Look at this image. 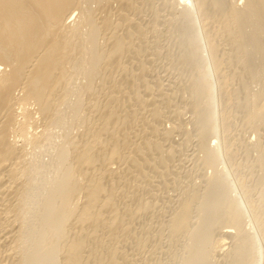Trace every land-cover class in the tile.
Segmentation results:
<instances>
[{
  "label": "bare ground",
  "instance_id": "6f19581e",
  "mask_svg": "<svg viewBox=\"0 0 264 264\" xmlns=\"http://www.w3.org/2000/svg\"><path fill=\"white\" fill-rule=\"evenodd\" d=\"M81 1L82 0H0V264H102L103 261L101 262L100 260L101 258L99 256L104 247L102 248L101 246L100 237H104L105 239L107 238L106 240L109 242V244L111 242L113 244L112 240L115 241L116 238L115 239L113 238L115 237V235L117 237V232L122 231L123 233L122 236H124V233L126 236H127V233L128 235H130L129 234L130 231L127 232L128 230H126L129 226L127 225L128 223L126 222L127 224H125V227L127 226L126 228L122 229V227L125 223V221L123 222V219L125 220V217H123L124 213L126 211L127 213H130V212L132 213V211L131 210L128 211V206H126L127 209L126 207H124L125 210L121 212L119 205L114 203L115 201L114 198H119L117 197L118 194H116L115 196V190L117 186L121 185V183L123 182V184H125L127 188L128 187L131 188V189H128L130 190L131 195L135 193L136 195H138L137 194L138 190L132 191L133 189L135 190L138 189L135 183L138 180L133 179L136 173L133 174L134 175L133 177L131 174L132 172L134 173L135 171L138 173V175L142 176L143 179H144L143 176H145V179H146L147 175L145 174L147 173L144 174V172L146 171L142 172L143 167H145L146 164L148 165V167H145L147 169L144 168V170H148V168L154 169V167H149L151 166L149 165L150 162L146 161L144 154L149 152V156L151 157L152 155L150 154H153L152 152L159 153L161 149L158 147V144L156 141V137L157 136L159 137V135H157L156 133L158 128L154 127L155 124L154 126L151 125L153 128L152 130H150V132L152 131L151 137L153 138L155 137L154 140L151 139V137H146V135H144L145 137L143 136L144 139L140 142V144L139 143L136 144V142L131 141V139L136 136V135L134 136L133 134L134 132L131 131L132 122L134 120L133 117L138 115V113L135 114V111H137L139 107H143L146 100L144 101L143 99H141L142 97L140 98V96L138 95L139 93L137 91L138 89H136L137 86L135 87V84H134L135 81L133 80L134 83L132 82V79H135L132 75L134 72L131 73L132 71L130 72L129 69L122 67L120 65L119 59H121L123 55H125V52L128 50L127 47L130 48L131 45L126 46V44L128 43L127 41H132L129 38L132 39L133 34H135L134 32H136V34L137 32L138 33L141 32V30L143 32V28L139 29L140 27V26L138 27L139 23L136 22L135 18H132V19L130 18L131 14L134 15L136 14V12H138L135 6L136 4H134L135 2H133V0H94L97 6V9L99 11L98 13L100 14V18H101L100 20H97L94 17V15L90 13L94 11V9L91 10L90 12L88 11L89 13L87 14H83V12H85L84 10H79ZM182 1L185 4L188 3L189 6L183 3H182L183 5L181 4L182 6L180 7L181 8L180 17L181 19L184 18L182 21L189 20L187 22H189L190 24L188 25L186 22H185L186 24L184 23L185 26L187 25V27H184V29L182 28L184 30L182 31L183 36H181L182 34L180 35V37H182V39L180 38L181 41L184 42L182 44L185 45V43L187 42V46H188V48L186 49L184 48L183 52H184V55L186 56H183V57H188L190 66L192 65L193 68H195L194 70L196 72L198 71L197 73L198 75L196 78L197 80L195 79L196 83L194 82L195 85L193 84V86H191L192 90L194 89L193 87H196L193 93L195 96L192 95V100L194 97L199 99V97L201 96L203 99L205 98L204 100H206L207 102H209L211 98L213 99V97L216 95L215 94L213 96V92L218 86L217 84H216L217 87L214 85L215 84L214 81H213L214 86L208 81V80H213L211 78L212 75L210 73L212 71L213 72L218 71V73L220 74V71H222V68L224 67L222 66L220 62V61H223L221 60L222 59L221 56L218 55L219 53H217L215 50L217 49L216 48L217 45H214V43H212L215 46L214 47L211 44L212 41L208 42V40H206L205 44L207 45L209 44V48L207 47L208 51H207L206 56H203L201 55L202 54L201 52L200 53L198 52V50L201 51L203 49V48L201 49L202 43L200 41V38L204 36L203 34L204 32L202 33L203 35L201 34V37H199L200 35L199 32H201L200 30L201 28L198 29L197 24L193 22V20H191V19H194L193 17H191L194 15L193 13H191L193 9L191 12L186 10L187 7H191L192 5L191 3H193L194 6L193 5L192 6L195 7L194 9L195 11H193L194 13L197 11L196 9H198L200 13H203V12L205 13L206 12L205 10L208 11L209 9L207 8L210 6L211 9L214 11V14H215L214 16H217V17L219 16L218 19L215 17L217 19L215 22V25L218 26V27L216 26L218 29H215V30H218V32L220 31L222 32L223 35L227 36V37L224 36L225 39L229 38L230 40L228 41H231L232 46H233L232 47L231 43L229 42L230 49H232V53L230 55H227L225 62H229L228 65H230V63H232L230 62L231 60H233L234 62L236 60H241L239 61V63L237 62L236 67L235 65H233L234 69L232 67L230 68L228 67L229 69H227L229 73L231 71H236V72H231L229 74L230 76L227 75V78L226 76L224 77L223 75H221V78L223 76V79H225V81L231 80L230 82L234 80L233 83L234 82L236 84L238 83L239 85L243 87L244 82H246L247 80V79L245 80V78H247L246 72L249 71L252 73V71L256 67L257 69L259 68L260 64H261L260 68H262V64L264 63V45L261 43L259 44L261 40H258V37H259V39H262L264 43V38H262L264 36V0H244L242 6H239L240 2L238 3V5L237 4L234 5L235 3L230 4L228 3L229 0H182ZM84 2H82V4ZM178 2L179 1L174 0V5L177 7L180 6ZM136 3L138 4V2ZM112 4H114V6L115 5L117 6V9H116L117 18H116V22L114 21L115 23L110 22L109 20L110 16L112 15V11H113ZM95 12L94 14L96 15ZM188 12L191 13V16H190L191 18L188 17L189 16ZM210 12L208 14H211ZM76 17L80 18L81 22L78 21L79 23L77 22L76 24L73 25ZM187 17L190 19H187ZM196 19L198 18H195L194 20L196 21ZM154 20H157V19H154ZM192 23L193 24L195 23L194 25H196L197 30L194 28L195 27L194 25H191ZM141 27H142V23H141ZM100 31L103 33V37L105 38V41L106 40H107L106 42L109 41V44H110L109 48L106 51H103L104 49L102 48L103 49L102 50L97 44V39H98V35ZM141 33H139V35H141ZM225 39H223V41ZM125 40L127 43L125 42ZM204 41H203V44H204ZM207 45H203L202 47L207 46ZM207 49H204V50H207ZM133 51H134V48H133ZM226 54H229V53H226ZM255 56L257 58L261 56L262 59L259 58V60H262L261 62H263L258 65V61H259L258 60L257 61L258 66L256 67L253 66L254 65L253 62L257 60ZM253 59L255 60L252 62ZM101 64H104L105 67L113 66L112 68L113 69L115 68V71L117 70L120 74V81H118L119 83L118 85H116L115 83H113L112 80H110L108 86L105 87L106 86L105 85L104 86L105 88H104L101 85L103 84V82L100 83V86L103 87V90H102L103 92H101L100 89L94 91L95 87L93 86L94 84H92L94 83L93 80L95 78L97 79V77L100 74H102L101 69L103 66L101 67ZM142 66H139V68H141V70L143 71ZM71 68L78 75L81 76V79L83 78L82 79L84 80L83 86L85 87L86 92L93 94V95L97 94V97L95 98V100L101 97L103 98L101 99V102L98 99L100 102L98 104H100L101 107L97 105L98 100H96L97 102L95 101L94 102L95 104L92 107L94 116L92 117L91 124L88 126L86 125V123L88 122H83L84 123L83 128L85 126V130L81 132V135L79 134L80 135L79 137L77 135V137L75 138H72V139L68 138L67 140L65 139L61 148L57 152L58 158L56 157L57 158V160L55 161L56 165L54 163L55 170H57V172L52 173V175L49 174L51 175L50 176L51 178L48 179L47 181H43V180L41 181V173H42L41 168L34 165V161H32L34 159H32V157H30V159L27 158V155H28L27 150H25L27 151V153L26 154L24 153V149H26L25 147H27L28 144H25L26 145L25 147L24 145H22L25 142H27L25 141V139L30 136L28 134L29 132L28 130H31V128L28 129L27 131H22L24 129L23 128L24 126H21L22 129H19V126H17L18 123H16L15 121V114L17 113V110L19 109L23 110L24 114L22 115H24V118L30 119L32 122L33 121L35 122V120H33L34 117L32 118L33 114L26 111V109H23V107L26 108V106L29 105L28 103H31L35 107V111L34 110L33 111L35 112L36 115H38L37 117H39V119L42 122L44 121L45 123L49 122V124L53 123V125L55 122H57L58 124L62 119L60 117L64 118V116H59L60 115L59 113L61 112V111L59 112L60 110L59 107L63 103L61 101L62 100L64 101L63 98L64 97L66 98L69 96L68 94L69 92H66L68 88L65 89L64 83L67 81L65 79V77H67L68 75L67 71ZM107 68H104V70ZM257 69H255V72ZM262 69L260 71H262ZM142 71L140 72L141 74L139 72L138 73L144 76L145 72L143 71L142 73ZM240 71L242 72L244 76H246L245 78L244 76L240 75L241 74ZM105 72H108V71L106 70ZM105 72L104 74H106ZM262 72L264 73V71ZM218 73H215V75ZM254 74H257V72ZM111 75L109 74L107 77L108 79L106 78V80L111 79L109 78ZM209 75H211L210 79H208ZM218 75H216L217 76L215 77L216 79L218 78ZM259 75H261V72ZM259 75L255 77V75L253 76L252 74V76L255 77V80L257 79L256 80L257 82L262 77H263L262 79L264 80L263 74H262V77L258 79ZM248 76H250L249 73H248ZM194 77L196 76L194 75ZM228 77H229V80H228ZM242 77L244 78L243 81H242ZM68 78L70 79L69 76ZM221 78H219V80ZM143 80H144V77L142 78L140 82L142 83ZM215 81L216 83L217 82L219 83L220 81L223 82V80H220V81L215 80ZM254 81L253 83H256ZM121 82H124L123 84L125 87H127L128 84L130 86L131 82L133 83V85L131 84V86L129 87L130 91L128 93L126 92L128 94L127 98H123V94H125L124 93L125 90L123 89V87L119 86L122 84ZM125 82H127L128 84ZM145 82L146 81L144 80L143 83L145 84ZM249 82H250V79H249ZM234 84H232V86ZM261 84H258V86L260 87ZM96 85H98V83H96ZM145 85L143 87L144 89L146 88V91H148L149 89L147 90V84ZM67 86L69 87V85ZM92 86L94 87V89ZM100 86L99 88H102ZM259 90L260 92L264 93L263 91H261V89ZM257 91L255 94H252L251 91L248 92L246 89L247 93H246L245 101L253 108V111L251 113V120L252 121L257 120L258 122L260 121L261 124H264V102H262L264 98L261 97L262 100L261 98H259L261 103H259L260 101L258 99L256 103L257 105L253 103L254 99L256 100L257 97H259L260 95L259 92H258L259 95L257 94ZM60 92H63V95L61 94L63 98L61 97L60 98L61 101L59 100L60 101L59 102L58 101L59 98L57 97V94L59 96ZM91 92H95V94ZM240 92L241 91H236L237 95ZM64 93L65 94L67 93L68 96H65ZM119 93H121L122 95L121 99L118 96H116V94H119ZM262 93H261V96H262ZM149 96L150 95H148L147 97ZM128 99L129 101L134 100L136 102V104L139 106V107L137 106L138 107L137 110L132 109V106H131V104H134L135 102L133 101L134 103H131L132 102L131 101L129 103ZM154 100H151V97H150V102ZM199 100H202V99H199ZM213 100L211 101L216 104V102ZM196 102H197V99L195 100V103ZM212 102L210 104L205 103L206 106L204 105V107L194 108V106H192L194 108L192 109L193 113L198 114V115L200 113L201 114L200 116L202 117V120L201 121L199 120L198 122L200 123L199 128L201 126V129L198 135L201 136V138L202 137L207 138L209 135L211 137L213 135L214 137V135L216 134V130L220 127V125L223 122H225V119L223 122H221V124L214 121L215 117L217 116L215 115L217 111L214 112L215 109L212 110V108L214 107L212 105ZM152 104H154V102H152ZM200 105L201 104H199V106ZM210 105L212 106V108L210 107ZM156 106H154V109L152 108L153 110L151 111L152 119L155 118L154 121H156V118L158 116L160 117L159 115L160 112H158L159 110L158 111L156 110L157 108ZM220 106L221 105H219L216 108L219 109ZM77 107H78V104L76 103L73 106V110L70 109L71 115L69 117L73 116V114L76 115V112L78 109ZM115 107H118L119 109L118 108L116 109ZM97 109H100V112L102 111V113L101 114L96 113ZM133 110L134 112H132ZM69 114H70V111H69ZM147 114H148V111H147ZM217 114H220V113L218 112ZM159 117L157 118L158 121L156 123H159V120H160ZM58 118H60L59 121H58ZM223 118L225 117L223 116ZM73 120L74 118L70 120V123H69L70 125L73 124V122L71 123V121ZM64 122H60V123L64 124ZM68 122L69 121H67L66 124ZM217 123L220 125H218ZM76 124H78L77 120H76ZM215 124L218 125L219 127L217 126L218 127L217 128ZM258 125L260 124L258 123ZM139 127L138 129H141ZM148 128L150 129L151 127L149 126ZM224 128H226V126H224ZM224 128L222 127L221 129H224ZM17 131L19 132L21 131L24 133V134H20V137L22 136L24 138V140L22 139L21 140L23 142L25 141L24 143L22 142L21 145H17L16 144L17 142H15L16 140L15 138L18 133ZM217 133H218V130H217ZM166 134H170V133H166ZM168 136L166 135V138ZM217 136L216 137L219 138V134ZM46 137L47 138L44 137L45 142H43L44 144H42V146H40L42 142L41 143L39 142L40 145H38V143L36 144L35 142H33L32 144V140L30 139L28 146L29 147L32 146V147H30V150L28 148L27 149L29 151L36 150L37 153L41 152L42 154V152H45L44 151L45 149H48L47 147H49V145L52 146V142H53V140H51V137H48V136ZM38 139H41V138H38ZM38 139L36 141H38ZM218 141L220 142V140ZM200 144H204V143L200 142ZM218 146L211 147V145L209 146V143L208 145L205 144L206 148H204L203 145L200 146L201 149L203 148L202 150L200 149L202 151L203 158H204L203 164H205V166H208L207 168L211 170L209 171L213 173L207 182L208 183L207 187L212 190L207 192L206 197L204 198L201 197L202 199L200 201V206H199L200 212H201L200 213L201 216L199 217V220L201 223L198 224V226L193 230V233L191 236L192 245L190 249V257L188 258L186 264H206V258H208L209 254L206 257V252L208 251L205 252V249L206 248L209 249V247H211V243L213 242V241L211 242L210 240L211 239L210 236H212L211 229L214 228L213 230H215V227L216 228L230 227V229L231 228L234 229L235 233L233 232L234 234L232 238L235 239L234 245L236 246L234 248L235 250H233L234 252L232 255L233 264L240 262L239 260L241 259L244 261L246 257H247L246 261L249 262V263L247 262L248 264H257L260 261L262 264H264V252H262V250L261 251L257 250L258 248H256V251L258 253L255 251L254 252L257 253V256L254 255L253 253V250H255L253 249V247L255 248L256 246L254 244L256 243V241H259L258 240L259 238H257V236H260V233L256 236V233H258V229L255 228L257 229L256 231L253 228L256 231V233L254 232L255 234H252V235L247 233L248 231L245 230L246 231L245 232L243 229H241L242 228L241 223L243 221L242 218L244 217V215H246V213H249V215L251 214L250 216H252V213H250L251 211L253 212V214L257 212H254V209L250 211L252 207L250 206L251 208L249 209L248 204L246 207L245 201L249 196L248 197L246 196L247 198L244 200L245 205L244 203L239 201L241 200V198L237 200L238 198L235 199L234 197L233 198L230 197L229 191H231L230 188L232 187L231 184H233V182H229L230 180L228 179V182L231 183L230 184L231 187L229 186V184L227 185L226 184L227 180L225 178L226 175L223 176L224 175L223 173L225 171L222 173L223 170L220 171L218 169L220 172L218 173V171L216 170L217 168L216 164L219 165L221 163V162L219 163V161L221 160V157H222L221 153L223 152L222 151L223 147L221 148L219 146L220 148H218ZM55 148L53 149L55 150ZM224 148L223 150L224 152H226L227 150L225 151ZM53 151H50V152H53ZM30 153L32 152H29V154ZM51 155L54 156L53 153H51ZM158 155L160 156V153ZM149 156L148 157L146 156V157L149 158ZM223 156H225L224 153H223ZM150 159L152 161L153 158L151 157ZM259 159H262V158H259ZM53 160L55 159L53 158ZM37 161H38V158H37ZM222 161H223V158H222ZM223 162L222 164H224ZM228 162L229 161H227V163ZM151 164H154V163L151 162ZM162 164L164 165V162H162ZM156 165L157 164H155V166ZM44 166L42 167L45 168ZM113 166L115 167L113 168ZM161 166L159 165V167ZM157 167L158 166H156L155 168L156 170H158L157 172H159L160 169H158ZM225 168L228 169V166ZM263 168L264 167H262L261 169ZM164 169H162V171ZM47 170H49V168H47ZM227 172H229V170ZM230 172H232V170ZM227 174L229 175L230 173H227ZM127 176L132 177V178L129 179ZM232 177H233V174H232ZM136 178L140 179L141 181V177L139 178L136 176ZM117 183L119 184L116 186ZM236 183H234L235 185L233 186L240 187V185H242L239 182L238 183L240 185ZM123 187L126 188L125 186ZM37 188H43V192L39 193L37 191ZM119 188L121 189L122 186ZM231 189L234 192V190L239 189V188L237 187L236 189H233L232 187ZM237 191L240 194L241 192H245L240 189ZM262 192H261L262 193V198H261L262 203L260 204V206L262 205V208L258 207V208H261V213L259 212L258 213L264 216V189ZM126 193H128V191ZM80 194H82L83 201L80 202V204H78L75 201H77L76 200L77 196H80ZM126 195L127 194H125V197ZM136 195H134V198L137 197ZM250 195H253V194L250 193ZM242 196H243L242 198L245 197V195L243 194ZM125 197L123 199L124 202H125ZM187 197L183 201L181 200V204L178 210L176 209L177 210L176 213L174 212L175 214L171 217L170 222L168 224L171 230V233L173 234L175 233L177 234L179 233V231L185 230L190 227L188 225L189 223L188 219H189L192 203H194L198 197L195 196V194L191 195L188 198ZM135 199L134 201L136 203L134 204L136 205L137 201ZM123 200L121 199L120 202ZM127 201L129 200H126V202ZM131 202H133V198L131 199ZM249 203L251 204V202ZM137 205L138 207L135 206L134 208L136 211L135 212L136 214L138 211L140 212V205L139 204ZM136 209H139V210L137 211ZM256 209L257 208L255 207V210ZM257 211H259V209H257ZM135 213H133L134 216H135ZM125 216L127 217V216H132V215L126 214ZM257 217L259 218V215ZM257 217L252 216L251 218H255L254 220H256ZM260 217L262 216L260 215ZM131 218L132 220H130V222L133 221L134 217L132 216ZM136 218H137V215L135 216V219ZM259 219L257 220L260 222L261 219L260 220ZM254 220L252 219V221ZM256 222H253V223L256 224ZM253 223L252 224L250 223V225H253ZM259 226L257 225L255 227L259 228ZM262 227L263 228H259V230L262 229L264 232V226ZM121 234H120V237H121ZM224 234L227 235V233H222V235ZM126 236L124 238H126ZM120 237L118 236L117 238L119 239ZM121 238L124 239L123 237ZM118 239L116 240L118 241ZM263 240L260 242L263 243ZM222 242H224V239L220 238L217 244H222ZM105 243L106 241L103 244L104 246H105ZM258 243L259 242H257V245ZM108 249H112V248L108 247ZM117 250L118 248L112 251V253H110V251L109 253H107L108 251L106 252V255L109 257V259H111V262H109L110 260L109 261L106 260L108 257L104 255V257H106V259L105 258L104 259L106 260V262L108 261L107 264L108 263L114 264L116 262L115 257H114L115 259L114 261V259H112L113 258L112 256L115 251L117 253ZM207 262H208V259H207Z\"/></svg>",
  "mask_w": 264,
  "mask_h": 264
},
{
  "label": "rangeland",
  "instance_id": "374dc122",
  "mask_svg": "<svg viewBox=\"0 0 264 264\" xmlns=\"http://www.w3.org/2000/svg\"><path fill=\"white\" fill-rule=\"evenodd\" d=\"M84 1L83 0L81 1V5H80V9L79 10H84L85 12H83V14H87L91 10L94 9V11H92L90 13L93 14L94 17L97 20H100L101 19L100 18V14L98 13L99 11L97 9L95 1L94 0H88V1L84 0ZM177 1H179L178 2L179 5H180L179 7L174 5V0H172V1L171 0H133V2H135L134 4H136L135 6H136L138 12H136V14H134V15L130 13L131 14L130 18L131 19L135 18L136 22L139 23L138 24V27L140 26L139 29L143 28V32H142V30H141L142 33L139 32V33H141V35H139L138 32H137L138 35L136 34V32H134L136 35L133 34L132 39L129 38L132 41H127L128 43L125 40V42L127 43L126 46L127 45L128 46L131 45L130 46L131 49L127 47V49H128L127 51H128V53L129 52L130 53L128 54L127 51H126L125 55H123V57L121 56L122 58L119 59V62H120V65L122 67H125V68L129 69L130 72L132 71L131 73L134 72L132 75H133V77L135 79H132V82L134 83V81H135L134 84H135V87L136 86L138 87V88L136 87V89H138L137 91L139 93L138 95L140 96V98L142 97L141 99H143L144 101L146 100V101H145L143 107H139L134 100L133 101L135 103L132 100L129 101V99H128L129 103L131 101H132L131 103H134V104H131L132 109H134V110L136 109L137 110V108L139 107L138 110L135 111V114L138 113V115L133 117L134 120L132 119L133 122H132V129H131V131L134 132L133 133L134 136L136 135L135 136L136 138L135 137H134L135 139L132 138L133 140L131 139V141L136 142V144H138V143L140 144V142L144 139L143 138L144 135H146V137H151V135H152L151 132L152 131L150 132V130H152V128H153L152 126H154V124H155L154 127L158 128L156 133H157V135H159V137L156 135L157 136L156 137V141H157L158 147L161 148L160 149L161 152L159 151V153H160V156H159L158 155L159 153L151 151L153 153V154H150V155H152L151 157L153 158L152 161L150 159L151 157L149 156V152L146 153L147 155L144 154L146 161L150 162L149 165H151V166H149V167H154V169H155L154 170L153 168H151V169L148 168V170H144L145 167H148L147 164H146L147 166L145 165V167H143L142 172L146 171V172H144V174L147 173V174H145V175H147L146 179H145V176H143L144 177V179H143L142 176L138 175V173L135 172V171H134V173L132 172V174H131L132 177H133L134 176L133 174L136 173L135 176L133 177V179H135V180L137 179L138 180V181L135 182L136 183V187L138 189H136V190L133 189L132 191H137L138 190L137 194L140 197L138 195H136L135 192H134L135 194L131 195L130 190H128V189H131V188L130 187L127 188L126 185L123 184L122 181H121L122 183L120 182L121 185H118L119 183L116 184V186L117 185L119 187L122 186L123 190H122V188L120 189L117 186V188L115 190V196H116V194H118L117 197H119V198H114V200H115L114 203L119 205V208H120L121 212H123L125 210L124 207H126V206H128V211L129 210L132 211V213L131 212L127 213V211L124 213L123 217H125V220L123 219V222L125 221V223H124V225L122 227V229L126 228L127 226L125 227V224L128 223L127 225H129V226H128V228L126 230H128L127 232L130 231V233H129L130 235H128V233H127V236H126L125 233H124V236H122L123 235L122 231L121 232H117V237L118 236L120 237V234L122 233L121 237L124 238L126 236V238L122 239L120 237L118 239L116 237V235H115V237L113 239L116 238V239H118V241L116 239H115V241L112 240L113 244H112L111 240H110L111 243L109 244V242L106 240L107 238L105 239L104 237H100L102 239V241L100 239L101 246H102V248L103 247L104 248L102 249V252H101V254L99 256L101 259L99 257L98 258L101 260V262L103 261L102 264H107V262L109 260H110L109 262H111V259H109V257L106 255V252L108 251L107 253H109V251H110V253H112V251H114L116 248H118L117 253L115 251L113 253V256H112L113 257L112 259H114V257H115V259H116L115 263L116 264H186L188 258L190 257V249H191V245H192L191 244V241H192L191 236H192L193 230L198 226V224L201 223L200 220H199V217L201 216L200 207H199L200 206V201L202 199L201 197H203V198L206 197L207 196V192L212 190V189L207 187V184H208L207 182H208V180L210 179V177L212 176L213 173L210 172L211 170L209 168H207L208 166H205V164H203L204 163V158H203V154H202V151H201L203 148L202 149L200 148V146H202V145L204 146V148H206L207 146L205 147V144L208 145V143H209V146L211 145V147H213V146L217 147L219 145L221 148L225 147L224 148L225 151L227 150L226 152H224V150L222 148V151H223L221 153L222 157H221V160L219 161V163L220 162L221 163L219 165L216 164L217 165L216 166L217 167L216 170L218 171V173H220L219 170L220 171L223 170L222 173L224 171L226 172V174H225V172L223 173L224 174L223 176L226 175L225 176V178L227 180L226 184L227 185L229 184V186H230L231 183H229V182H233V184H231L233 189H236L238 187L242 191L246 192V190H247V192H246L247 195L245 194V192H241V194H240L237 191L239 189H236L233 192V190L231 189L232 187L230 186L231 187L230 188L231 191H229L230 197L231 198L234 197L235 199L238 198L237 200H239L241 198V200H239V201L244 203V200L249 196L246 199V201H245L246 207H247V204H248V208L249 209L252 207L250 209V211L252 209H254V212L261 213L262 205L260 206V204L262 203V199L261 198H262V193H263L262 191L264 189V175H263L264 174V170H263L264 168L261 169L262 167H264V166H262V165H264V160H263L264 159V151H262V150H264L263 149L264 148V124H261V122L260 121L258 122L257 120H255L257 122L251 120V113L253 111V108L248 103H246L245 99H246V93H247L246 89H247L248 92L251 91L252 94H255L256 91L258 90L257 94L259 92L260 95L258 94L259 97H257L256 100L254 99L253 103L256 104L257 100L259 98H261V97L264 98V96H263L264 93L260 92V90H259V89H261V91L264 92V88H263L264 87V84H263L264 80L262 79L263 78L262 74L264 76V73L262 72V71H264L263 70L264 69V67H263L264 63L261 62L262 60H259V58L262 59L261 56H259L257 58L256 57L257 55H256L255 57L257 58V60H255L256 59L255 57H254L255 59L252 60V62L254 60L256 61V62L255 61L253 62L254 63L253 66L256 67L260 63H263L262 64V68L263 69L260 68V66H261V64H260L259 68H258L259 70L257 69V67L256 68L254 67L255 69H257L259 71V73L256 70L257 74H254V73H256L255 69L252 71V73L247 71L250 76H252V74H253V76L255 75V77L258 76L260 74V72H261V75H259L258 79L260 77H262V78H260V80H258V82L256 81L257 79L255 80V77L252 76L254 78L253 79L252 77L248 76L247 72H246L247 78H245L246 76H244L241 71H240L241 72L240 75L244 76L245 80L246 79L248 80V82H247V80H246V82H244V86H243L244 88L241 85H239L238 83L236 84L234 82L235 83L234 84L233 83L234 80H232V82H230L231 80L230 81L226 80L227 81L226 82L225 79H223V76L224 77L226 76V78H227V75L230 76L229 74L231 72H236V71H231L229 73V71L227 69H229L230 67L233 68L234 67L233 65H235V67H236L237 66L236 65L237 62L239 63V61H241V60H236L235 62L233 60H231L230 62H232V63H230V65H228L229 62H225L227 55H230L232 53V49H230V45H229L231 43V41H228V40H230L229 38L225 39V37H227V36L223 35L222 32H220V31L218 32V30H215V29H218L217 28L218 26L215 25V22L219 18V16L218 17L214 16L215 15L214 11L211 9L210 6L207 8V9H209L208 11L205 10L206 12L205 13L203 12L204 14L200 13V11L198 9H196L199 13L196 11L195 12L196 15H195V13L193 12V11H195L194 10L195 7H193L194 5H193V3H191L193 5V6L191 5L192 8L191 7H187L186 10L191 12L192 9H193V11L191 13H193L195 16L193 14H192L193 16H191V13L188 12V14H189L188 17L191 16L194 19L198 18V19H196V21L194 19H191V20H193V22H195L197 24V28L198 29L201 28L200 29L201 32H199L200 30L198 31L199 34H200V35L198 34L199 37H201V34L204 32L203 33L204 36H202V38H200V41L202 43L201 49L202 48L203 49L201 51L198 50V52L199 53L201 52L202 53L201 55L206 56L207 55V51H208L207 47L209 48V44L208 45L205 44L206 40H208V42L212 41L211 44L214 43V45H217L216 48L218 49V51H217V49H215V50H216L217 53H219L218 55L221 56L222 59L221 58L220 59L223 60V61H220V62L222 64V66L224 67V68L221 67L222 71H220V74L218 73V71H216V72L212 71L210 73L212 76L211 75L208 76V79H210V76L213 79V80H208V81L212 85L215 82L214 85L216 86V84H217V86H218V87L216 86L217 88L214 87V88H216L215 91L213 92V96L216 94L214 96L215 98L212 96L214 100L211 98V100L215 101L216 104L214 102H212L211 100L209 102H207L206 100H204L205 98L204 99L202 98V96L199 97V99H202V100H199L198 98L194 97L195 99L193 98V100H194L193 101L192 100V95L195 96L193 93H194V90H195L196 87H193L194 89L192 90L191 86H193L194 82L196 83L195 79L197 78L198 71L196 72L194 70L195 68H193L192 65L190 66V62H189V58L188 57H183V56H186V55H184V52H183L184 48L186 49V48H188V46H187V42L186 41H185L186 42L185 45L182 44L184 42L181 41L182 37H180V35L182 34L181 36H183V32L182 31H184L183 30L184 27H187V25L185 26V24L186 23L188 25H190V24H189V22H187L189 20L182 21L184 18L181 19V17H180L181 16L180 15V13H181V11H180L181 8L180 7L183 4H185V3H183L182 0H177ZM243 1L244 0H232V2H233L232 3L231 0H229L228 3H230V4H234L235 3L234 5H236V4L238 5V3L240 2L239 6H242ZM82 2H84V3L82 4ZM136 2H138V4ZM140 2H142V3H140ZM171 4H172V6H171ZM88 5H89V7H88ZM185 5L189 6L188 3L185 4ZM90 6H91V8H90ZM85 7H86V9H85ZM169 7H171V8H169ZM116 9H117V6L116 5L114 6V4H112V10L113 11H112V15L109 18L110 22H114V21L116 22V18H117ZM94 12L96 13V15L97 14L98 15L96 16L94 14ZM209 12L211 14H208ZM80 13H82V12H80ZM197 13L200 14V15H198ZM75 14H76V12H75ZM207 15H208L209 18L207 17ZM209 15H211V16H209ZM188 17H187V19L191 18V17L190 18H188ZM77 18L78 17L75 18L73 25L76 24L78 21L81 22L80 18H78V19ZM154 19H157V20H154ZM211 19H212V21H211ZM142 20H143V22H142ZM141 23H142V27H141ZM194 24L192 23L191 25H194ZM194 26H195L194 28L196 29V25H194ZM202 28H203V30H202ZM138 31H140V30H138ZM214 34H215V36H214ZM219 34H220V36H219ZM221 35H223V36H221ZM261 36H260V38H261ZM262 38H264V36ZM213 39H215V40H213ZM223 39H225L224 40L225 42L223 41ZM142 40H144V41H142ZM258 40H261L259 42V44L261 43V44L264 45L262 39H259V37H258ZM106 41H105V38L103 37V33L100 31V33L98 35V39H97V44H98V46L101 49L102 48L104 49V50L102 49L103 51H106L109 48V46H110L109 41L108 42H106ZM203 41H204V44H203ZM102 42H104V43H102ZM203 45H207V46H204L206 48L202 47ZM231 46H232V43H231ZM133 48H134V51H133ZM204 49H207V50H204ZM225 49H227V50H225ZM203 51H205V52H203ZM223 53H225V54H223ZM226 53H229V54H226ZM223 55H225V56H223ZM257 61H258V65H257ZM138 65L139 66L143 65L142 69L145 72L144 76L140 75L141 74L140 72L142 70H141V68H139ZM101 67H102V69H101V73L102 74L99 75L100 77L98 76L99 79L97 77V79L96 78L94 79L95 81L93 80L94 83H92V84H94L93 86L95 87V89H94L93 86L92 87H93L94 91L100 89L101 92H103L102 91L103 87L105 85H106L105 87H107L110 80H112L113 83H115L116 85L119 84L118 81H120V74H119V72L117 70L115 71V68L114 69L112 68L113 66L112 67L111 66H107V67H109V68H107V67L104 66V64H101ZM104 68H107V69L104 70ZM261 69H262V71H260ZM106 70L108 72H105ZM68 71H67L68 75L66 74L67 77H65V79L67 81L65 80L66 82L64 83V86H65V89L68 88L69 91L66 90V92H69L68 93L69 96H68L67 93H66L67 95L64 93V95L68 96V97H66V98L64 97L63 98L62 97L63 92H60L59 96L57 94V97L59 98V99L57 98L58 101L60 100L61 97L65 101L64 102L63 100L62 101L60 100L63 103L59 107V109H60L59 112L61 111L59 113L60 114L59 116H64V118H65L64 119L63 117H60V118H62L60 122H64L65 121L64 124L60 123V122L57 124V122H55L54 125H53V123H50V124H52V125H50L49 122H46L47 124L45 123V121L42 122L39 119V117H37L38 115L35 114V112H34L35 111V107L31 103H28L29 105H27V106L25 105L26 108L23 107V109H26V111H28L31 114H33L32 118L34 117L33 120H35V122L34 121L32 122L30 119L24 118V115H22V114H24L23 110L19 109V110H17V113L15 114V121H16V123H18L17 126H19V129H22L21 126H24L23 127L24 129L22 131H27L28 129L31 128V130H28L29 131L28 134L33 137V138L30 137V136L27 137L25 139V141H27V142L24 141L25 142L24 143L22 141V140H24V138L22 136L20 137V134H24V133L21 132V131L20 132L17 131L18 133H17V136L15 138L16 140L14 139L15 142H17L16 143L17 145H21L22 142H23L24 144H22V145H24V147H25L26 146L25 144L29 145V141L31 139L32 140V144H33V142H35L36 144L38 143V145H40V143L42 142L41 145H40V146H42V144H44L43 142H45L44 137L47 138L46 136L51 137V140H53L52 146L49 145L50 148L47 147L48 149H45V147H44V149H45L44 151L45 152H42V154H41V152L37 153L36 150L29 151L30 147H32V146L29 147L27 145V147H25L26 149H24V153L25 154L28 151L27 158L30 159V157H32V159H34V160H32V161H34V165L41 168V172L43 173V174L41 173V181L42 180L43 181H47L48 179L51 178L50 176L52 175V173L57 172V170H55V165H56L55 161L58 158L57 152L61 148L63 142L65 141V139L66 140L68 138L72 139V138L77 137V135H78V137L81 135V132H83V130H85V126L83 128V125H84L83 122H88V123H86V125H88V126L92 122V117L94 116V113L92 111V109H93L92 107L95 104L94 102L96 100H98V99L101 102V99H103L101 97V98H98V99L95 100V98L97 97V94L93 95V94H90V93L86 92L85 87L83 86L84 85V80H82L83 78L81 79V76L78 75L72 68L69 69ZM143 71H142V73H143ZM104 72L106 74H104ZM215 73L219 74V75L216 74V75H218L217 79L215 78V77H217L215 75ZM109 74L110 75L113 74V75H111L109 77L111 79L106 80V78L108 77ZM244 74H245V72H244ZM138 75H140V76H138ZM194 75L196 77H194ZM221 75H223L222 78H221ZM68 76L70 77V79L68 78ZM112 77H113V79H112ZM143 77H144V80L146 81L145 84H147V90L149 89L148 91H146V88L144 89V87H143L145 85L143 83L144 80L142 81V83L144 85L140 82ZM101 78H102V80H101ZM140 78H141V80H140ZM219 78H221L220 80H223V82H221L219 80ZM244 78L242 77V81L244 80ZM214 79L218 80L220 82L216 83V81ZM249 79H250V82H249ZM192 80H194V81H192ZM228 80H229V77H228ZM105 81H106V83H105ZM253 81L256 82V83H253ZM102 82H103V84H101V85L103 87L100 86V83H102ZM132 82L130 83V86H131V84L133 85ZM96 83H98V85H96ZM121 83H120L121 85H119V86L123 87V89L125 90L124 91L125 94L122 93L123 94V98H127V96H128L127 93L130 91L129 90L130 86H129V84L127 82H125V83L128 84V86L125 84L127 87L124 86V84H123L124 82H121ZM257 83L258 84L262 83V84L259 87ZM232 84H234V85L232 86ZM253 84L256 85V86H254ZM67 85H69V87ZM246 85L247 86L250 85V86L247 87ZM251 85H252V87H251ZM99 86L102 87V88H99ZM253 88H255V89H253ZM236 91H241V92L237 95ZM253 91H254V93H253ZM91 93L95 94V92H91ZM261 93H262V96H261ZM125 95H126V97H125ZM148 95H150V96L147 97ZM90 96H92L93 98L90 97ZM116 96H118L120 99L122 97L121 93L116 94ZM216 96H218V97H216ZM150 97H151V100H154V98H155V100L152 101V102H154V104H152V102H150ZM196 99H197V102L195 103ZM99 100H98V102L97 101L96 102H97V105H99L101 107V105L98 104V103H100ZM261 100H262V98H261ZM259 101H260V99H259ZM211 102H212V105L214 106L212 108V106L210 105L212 110L215 109L214 112L217 111V113L218 112L220 113V114L215 113V115H217V116L215 117L214 121H216V122L221 124V122H223L224 119H225V122L222 123L223 126H222V124L221 125L218 124V123L217 124L220 125L221 128L222 127L224 128V126H226V128L221 129L218 125L215 124L216 127L218 126L220 129L217 127L218 129L217 128L216 129L218 130V133H217V130H216V134L213 133L216 136L219 134V138H221V139L217 138L218 136L216 137L215 135L213 137L212 134H211L212 137L209 135L207 138L206 137H204V138L202 137L203 139L201 138V136L198 135V133L200 132V129H201V126L199 128V124L200 123H198V122H199V120L200 121L202 120V117L200 116L201 115L200 113H199V115L193 113L192 109H194L195 107H204V105L206 106L207 103L210 104ZM262 102H264V99L262 100ZM76 103L78 104V107H77L78 109H77L76 115H74L72 113L73 116L69 117L71 115V110H73V106ZM259 103H261V101ZM194 104L197 105V106H195ZM199 104H201V105L199 106ZM153 105L154 106L158 105V106H156L158 109L156 107L155 108H156L157 111L159 110L158 112L161 113V114L159 113L160 117L158 116L160 118V120H159L160 124L156 123L158 121V119H157L158 117L156 118V121H154L155 118L152 119V117H151V111L154 109ZM219 105H221V106L219 107V109H217L216 107H218ZM88 106H89V108H88ZM192 106H194V108ZM115 108L117 109L118 107H115ZM140 108H142V109H140ZM134 110L132 112H134ZM218 110H220V111H218ZM221 110H223V111H221ZM69 111H70V114H69ZM147 111H148V114H147ZM96 113L101 114L102 111L100 112V109H97ZM222 114H224V115H222ZM218 115H219V117H218ZM88 116H90V117H88ZM223 116L225 118H223ZM60 118H58V121H59ZM71 118L72 119L74 118V120L71 121V123L73 122V124L70 125L69 123H70V120H72ZM26 119H27V121H26ZM66 120L69 121L67 123L68 125L66 124V122H67ZM76 120L78 121V124H76ZM258 123L260 125H258ZM156 125H158V126H156ZM133 126H134V128H133ZM137 126L138 127L140 126L139 128H141V129H138ZM149 126L151 127L150 129L148 128ZM156 128H155V130H156ZM144 130H145V132H144ZM148 131H149V133H148ZM168 131H170V132H168ZM221 131L224 134H222ZM166 133H170V134H166ZM36 134H37V136H36ZM39 135H41V136H39ZM166 135L167 136L169 135V136L166 138ZM169 137L170 138L172 137V138L170 139ZM38 138H41L42 141H41V139H38ZM33 139H35V140H33ZM37 139H38V141H36ZM151 139L154 140L155 137L154 138L151 137ZM215 139L216 140L217 139L220 140V142L218 140L216 141ZM200 142L204 143V144H200ZM216 144H218V145H216ZM30 145H31V143H30ZM252 145H254V146H252ZM55 146H56V148L57 147L58 148L56 149ZM219 146H218V148H220ZM53 148H55L56 151ZM25 150H27V151H25ZM49 150L53 151V152H50ZM29 152H32V153L29 154ZM33 152H35V153H33ZM36 153H37V155L39 154L38 155L39 157L36 155ZM51 153H53V155L55 153V155L52 156ZM223 153H224V155L226 157L223 156ZM43 154H44V156H43ZM35 156H37V157H35ZM146 156L147 157L149 156V158H147ZM258 156H260V157H258ZM37 158H38V161H37ZM53 158L55 160H53ZM222 158H223L224 162L222 161ZM259 158H262V159H259ZM149 159H150V161H149ZM225 160H227L229 162L227 163V161H225ZM35 162L36 163L39 162V163L36 164ZM151 162L154 163V164H151ZM162 162H164V165L162 164ZM222 162L224 164H222ZM54 163H55V165H54ZM159 163H161L163 167L165 166L164 168H166V166H167V168H166L167 170L164 169L161 166V164H159ZM166 163H167V165H166ZM39 164L42 165V166L45 165L44 167L46 169L43 168L42 166H40ZM155 164H157L156 165V166H158L157 168L160 169L159 172H157L158 170H156ZM152 165H154V166H152ZM159 165L162 168L159 167ZM227 166H228V169L225 168ZM51 167L53 168V170H52ZM114 167L115 166H113V168ZM259 167H260V169H259ZM47 168H49V170H47ZM145 169H147V168H145ZM162 169H164L163 170L164 172L162 171ZM152 170H154V171H152ZM228 170H229V172H227ZM231 170H232V172H230ZM227 173H230V174L228 175ZM231 173L233 174L234 179H233ZM49 174H51V175H49ZM136 176L139 177V178L141 177V181H140V179L136 178ZM44 177H45V179H44ZM127 177L129 179L132 178V177H129V176H127ZM227 177H229V178H227ZM230 177H232V178H230ZM228 179L230 180L229 182H228ZM238 182L240 184H242V185H240ZM234 183L240 185V187L239 186H236V187L233 186V185H235ZM123 186H125L126 188H124ZM125 189L128 191V193H126L127 191ZM37 191L39 193H42L43 192V188H37ZM122 191H124V192H122ZM119 192H121V193H119ZM235 192H237L238 194L235 193ZM249 192L252 193L253 195H250ZM120 194H121V196H120ZM125 194H127L126 197H125ZM194 194L198 198H197V200H195L194 203H192V207H191V211H190V215H189V219H188L189 220L188 225L190 227L185 229V230L179 231V233H177V234L175 233L176 235L171 233V230H170L168 224L170 222L171 217L178 210V208H179V206L181 204V200L183 201L187 196L190 197L191 195H194ZM242 194L245 195L244 198H242L243 197ZM134 195L137 196V197H135L137 199L134 198ZM235 195H236V197H235ZM123 196L125 197V202H126V200H129V201H127L125 203L124 200H123L124 199ZM120 197H122V198H120ZM130 197H131V199L133 198V202H131ZM259 197H260V199H259ZM116 199H118V200H116ZM121 199L123 200V201H121L122 203L120 202ZM134 199L137 201V204L140 205V212L138 211L139 209H136L138 211L137 214L135 213L136 211H135L134 208H135V206L138 207V205L134 204V203H136L134 201ZM76 200L77 201H75V202L80 204V202L83 201L82 194H80V196H77ZM248 200H250V201H248ZM249 202H251V204ZM245 203H244V205H245ZM132 207H133L134 210L132 209ZM255 207L257 209H259V211H257V209L255 210ZM258 207H261V208H258ZM141 208L144 211H142ZM126 209H127V207H126ZM133 213H135V216L137 215L136 219H135V216L133 215ZM250 213H252L253 217H255V216L257 217L259 215V218L261 220L258 217H257V219H259L260 222L257 219L256 220L260 224L257 223L256 220H254L255 218H251L252 217V216H250L251 214L249 215V213H246V215H244V217L242 218L243 221L241 223L242 224L241 225V227H242L241 229H243L244 231L245 230L248 231L247 233H249L251 235L255 234L257 229H258V233H256V236L260 233V236H257V238H259L258 239L259 241H256V243L254 244L256 246H255V248L253 247V249H255V250H253V253H254V255L257 256L258 252L256 251V248H258L257 250H260V251L262 250V252H264V240H263L264 239V232H263L262 229L259 230V228H263L262 226H264V222H263L264 221V219H263L264 216L262 214H259V213L258 214L257 213L253 214L252 211ZM126 214L132 215L134 217V219H135V220L133 219L134 222L133 221L130 222V220H132V218H131L132 216H127L129 218V220H128V218L125 216ZM260 215L262 217H260ZM252 219L254 221H252ZM253 222H256V224L258 226L260 225L261 227L260 226H259V228L255 227L257 225L254 224ZM250 223L251 224L253 223V225H250ZM253 228L254 229L257 228V229H255L256 231ZM213 229L214 228L211 229V235L213 237L210 236V238H211L210 240H211V242L212 241L213 242L211 243V247H209V249H207V248H206L207 250L205 249V252L206 251L209 252V253L206 252V257L209 254L208 258H206V264H208V263L209 264H231L233 262L232 261V255H233V252H234L233 250H235L234 248L236 246V245H234V243H235L234 240L235 239L232 238L233 234L235 233L234 229L233 228L230 229V227H222V228H216L215 227V230H213ZM222 233H227V235L226 234L222 235ZM230 233H232V234H230ZM220 238L224 239V242H222V244H217L218 241L220 240ZM125 239H126V241H125ZM262 240H263V243L260 242ZM103 241L104 242L106 241L105 246L103 245L104 244ZM214 242H215V244H214ZM257 242L261 243V244L258 243L259 247L257 245ZM111 245H113L114 247L111 246ZM115 246H117V247H115ZM108 247L112 248V249H108ZM261 248H263V249H261ZM105 249H106V251H105ZM254 251L257 252V253H255ZM119 254H120V256H119ZM104 255H106V257H108V258L106 259V257H104ZM104 258L106 260H108V261L106 262V260ZM115 259H114V261H115ZM207 259H208V262H207ZM244 259H245V257H244ZM241 260H239L240 262H237V263L246 264L248 262V261H246L247 257H246V259L244 261L242 260V262H241ZM204 261H205V259H204ZM112 262H113V260H112ZM260 263H261V261L258 262L257 264H260ZM110 264H112V263H110Z\"/></svg>",
  "mask_w": 264,
  "mask_h": 264
}]
</instances>
